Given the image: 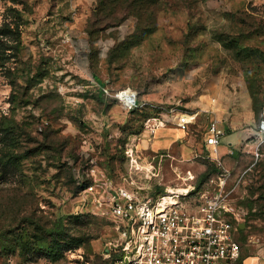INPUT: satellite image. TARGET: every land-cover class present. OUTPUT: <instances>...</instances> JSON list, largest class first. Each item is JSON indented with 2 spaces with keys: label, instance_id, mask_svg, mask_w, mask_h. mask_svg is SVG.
Listing matches in <instances>:
<instances>
[{
  "label": "rangeland",
  "instance_id": "rangeland-1",
  "mask_svg": "<svg viewBox=\"0 0 264 264\" xmlns=\"http://www.w3.org/2000/svg\"><path fill=\"white\" fill-rule=\"evenodd\" d=\"M2 27L0 125L16 130L21 158L0 164V264H116L107 196L85 193L93 179L78 174L94 159L96 175L120 183L132 168L123 145L143 133L145 159L166 155L155 160L164 182L157 192L200 185L218 171L212 119L223 132L219 158L238 183L242 254L264 250V0H0ZM67 30L89 47L81 65L89 77L69 62ZM129 90L157 106L199 111L185 131L197 150L175 157L144 148L156 137L143 127L151 111L125 109L117 94ZM32 220L53 229L62 222L83 243L55 259L24 251L15 238L36 233Z\"/></svg>",
  "mask_w": 264,
  "mask_h": 264
},
{
  "label": "built area",
  "instance_id": "built-area-1",
  "mask_svg": "<svg viewBox=\"0 0 264 264\" xmlns=\"http://www.w3.org/2000/svg\"><path fill=\"white\" fill-rule=\"evenodd\" d=\"M102 89L113 95L109 88ZM117 97L128 111H151L143 127L153 138L168 121L186 131L200 115L199 111L188 113L177 106L139 100L133 90L121 91ZM209 130L218 171L200 185L169 186L157 192L156 187L164 182L161 165L155 160L166 155L159 153L145 159L139 148L143 133L130 134L123 145L132 168L120 183L96 175L94 159L90 168L78 174L80 180L93 179L85 193L100 189L107 196L117 233L113 248L116 264H239L241 212L233 198L238 183H232L231 169L219 158L223 132L217 119L210 121Z\"/></svg>",
  "mask_w": 264,
  "mask_h": 264
},
{
  "label": "trees",
  "instance_id": "trees-1",
  "mask_svg": "<svg viewBox=\"0 0 264 264\" xmlns=\"http://www.w3.org/2000/svg\"><path fill=\"white\" fill-rule=\"evenodd\" d=\"M8 32V27H2L0 29L1 35H6ZM139 110L145 109L139 108L133 111ZM11 126L10 124L0 125V164L3 166V169L17 166L21 158L17 152L18 140L16 138V130ZM207 176L208 174L205 175V177ZM85 184H88V182L86 181ZM85 216V213H81L76 215L75 218L79 220ZM62 225L63 223L61 222L60 227L58 226L57 229L44 228L40 225H36L32 220L31 227H34L33 232L36 233H33L30 237H16L17 246L24 251L34 250L37 253H44L53 259H55L62 250H65V248L75 249L81 246L83 243L82 239L70 238V236L64 233V229H61Z\"/></svg>",
  "mask_w": 264,
  "mask_h": 264
},
{
  "label": "crops",
  "instance_id": "crops-1",
  "mask_svg": "<svg viewBox=\"0 0 264 264\" xmlns=\"http://www.w3.org/2000/svg\"><path fill=\"white\" fill-rule=\"evenodd\" d=\"M70 32L71 31L67 30L66 34L64 35L65 39L63 38V43L67 44V47L72 51L71 59L69 62L72 66H75L82 72V69L85 70V67H82L81 65H83V60L86 62L89 47L85 43H81L80 46L77 45L72 40V35ZM83 73H85L84 75L86 77L90 74V72L86 70L83 71ZM90 78H92V76H90ZM103 87L104 86H102V88ZM143 147L151 148V150L156 151L163 148L169 149L170 154L173 153L175 157L178 154L191 156L193 154V151L197 150L198 148L196 146L194 137H188L186 132L184 130H181L176 125H170L166 128L161 129L153 139V142L149 144L147 143V145L143 143ZM239 264H264V250L257 254H249L245 256H243L242 254Z\"/></svg>",
  "mask_w": 264,
  "mask_h": 264
},
{
  "label": "bare ground",
  "instance_id": "bare-ground-1",
  "mask_svg": "<svg viewBox=\"0 0 264 264\" xmlns=\"http://www.w3.org/2000/svg\"><path fill=\"white\" fill-rule=\"evenodd\" d=\"M263 129H264V120H263Z\"/></svg>",
  "mask_w": 264,
  "mask_h": 264
},
{
  "label": "water",
  "instance_id": "water-1",
  "mask_svg": "<svg viewBox=\"0 0 264 264\" xmlns=\"http://www.w3.org/2000/svg\"><path fill=\"white\" fill-rule=\"evenodd\" d=\"M243 226H241V228H242Z\"/></svg>",
  "mask_w": 264,
  "mask_h": 264
}]
</instances>
